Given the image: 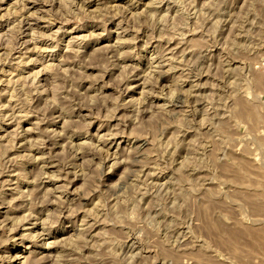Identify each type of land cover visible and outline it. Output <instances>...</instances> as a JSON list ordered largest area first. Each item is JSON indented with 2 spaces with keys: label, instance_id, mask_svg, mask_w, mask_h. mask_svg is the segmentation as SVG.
I'll use <instances>...</instances> for the list:
<instances>
[{
  "label": "clouds",
  "instance_id": "9594fccd",
  "mask_svg": "<svg viewBox=\"0 0 264 264\" xmlns=\"http://www.w3.org/2000/svg\"><path fill=\"white\" fill-rule=\"evenodd\" d=\"M31 3L47 6L49 25L59 23L51 39L71 37L72 63L79 66V73L63 64L49 65L36 72L29 83L49 73L55 76L54 90L35 84L26 98L28 105L21 104L16 93L14 108L13 101L0 103V121L17 124L14 132L0 137V141H8L0 143V177L10 173L18 180L29 181L23 169L29 163L40 164L39 173L29 181L34 185L31 192L12 200L0 197V208L7 206L22 213L0 219V264H181L182 258L176 254L197 248L206 254V264H215L218 250L202 233H197L201 225L196 224L193 213L182 220L187 232L180 236L173 235L174 225L166 221L182 216L191 196L204 187L203 183L197 187L190 178L205 169L215 175V164L227 159L226 155L209 159L205 154L211 141L203 130L218 129L213 120L218 117L217 107L224 106V98L218 95L219 83L212 94H204L201 90L211 85L202 81L213 73L219 81L243 72L221 71L225 67L223 61L221 70H217L209 61L215 59L221 33L234 20L237 23L232 24L233 33L241 28V38L251 37L253 29L259 27L256 38L264 40V0H244L238 14L237 0H122L115 5L111 0ZM92 7L95 11L90 10ZM41 13L33 12L32 16L38 19ZM5 18L0 16V20ZM242 23L251 27L244 30ZM31 28L32 21L25 16L12 30L15 34L9 33V50L0 54V73H5L3 66L11 62L12 53L30 42L19 41ZM197 35L201 39L189 44V39ZM113 36L118 37L116 42L98 48L97 59L82 63L93 42L99 44ZM34 40L35 37L31 42ZM235 41L233 36L225 44L224 51L229 55L252 47ZM257 47L264 48V42ZM58 50L59 43L49 51ZM260 59L264 60V56ZM90 64L97 75H86ZM22 66L23 61L16 65ZM110 76L114 77L111 85ZM166 80L169 82L162 87ZM5 82L0 80V84ZM85 85L87 93L81 97ZM108 87L113 88L112 94H106ZM141 88L138 97L132 96ZM49 95L43 108L32 110L37 97ZM201 104L207 105L203 120L198 119ZM9 108L8 115H3ZM81 108L88 115L76 118L75 113ZM32 116L40 119L26 130L36 134L29 140L19 125ZM61 121L64 123L59 130L41 128ZM192 133L197 134L192 141L197 145L195 151L186 142ZM212 135L215 137L214 132ZM230 146L224 141L217 151ZM57 147L61 148L58 152ZM185 147L192 155L177 167L176 160ZM25 148L26 152L9 156L10 152ZM257 148V163L264 168V143L257 140L253 150ZM36 151L43 154L33 155ZM14 166L21 170L14 171ZM49 168L57 171L49 172ZM49 182L55 186L45 190ZM8 184L7 180L0 183V192ZM18 202L21 203L16 207ZM250 223L259 226L264 221ZM189 239L191 244L185 249L183 242ZM222 259L229 264H248L250 257L239 248Z\"/></svg>",
  "mask_w": 264,
  "mask_h": 264
},
{
  "label": "rangeland",
  "instance_id": "374dc122",
  "mask_svg": "<svg viewBox=\"0 0 264 264\" xmlns=\"http://www.w3.org/2000/svg\"><path fill=\"white\" fill-rule=\"evenodd\" d=\"M120 2L122 0H111L113 5ZM103 6L107 7V4ZM243 6L244 0H237L235 8L237 14ZM42 8L44 9L43 13H41ZM90 10L95 11V7ZM33 12L41 13L38 19L32 16ZM0 16L6 17L0 20V54L8 52L11 41L9 33L15 29L19 20H23L25 16H28L32 21V28L25 32L19 41L21 43L24 41L30 42L23 49H18L12 53L11 62L3 66L5 73H0V80L6 81L0 84V93H6L0 96V103L13 101L12 107L14 108L16 102L13 100V93H16L21 104L28 105L26 98L30 95V91L35 84H43L54 90L55 76L49 73H44L38 80L32 79L29 83L30 78H33L36 72L47 68L49 65L63 64L64 67L73 68L76 73H79V66L72 63L74 48L69 47L71 37L61 35L58 38L51 39L52 33L59 27V23L54 25L47 23L49 20L47 6L32 4L31 0H5L4 3H0ZM8 17L11 18L9 19ZM235 23L237 21L234 20L232 24ZM261 23H264V21H261ZM232 24L227 25L226 30L221 33L222 39L218 50L214 54L215 59L209 61V64H214L217 70H221L220 66L223 61L225 67L221 71L243 69V72L230 74L229 77L222 78L219 81L216 79V73H213L211 78L206 76L202 81L210 84L211 87L201 90L204 94H212V89L216 87L217 83L220 84L221 91L218 95L224 98V106L217 107L216 113H218V117L213 120V123L219 126L218 129L203 130L205 137L211 141L210 146L205 149V154L209 159L225 155L227 159L215 164L217 169L215 175L205 169L190 178L197 187H199L200 183H203L204 187L191 196L188 209L183 212L182 216H177L174 220L168 219L166 223L174 225V236H180L187 232L182 220L191 212L194 214L196 224L201 225L200 228L196 229L197 233H202L205 239L213 242L218 250L219 255H216L215 264H229L222 257L225 254L236 252L239 248L245 249L246 255L250 257L248 264H264V223H260L259 226L250 223V221H264V168H261L257 163L259 149L253 150V144L257 140L260 143H264V60L260 59V57L264 56V48L257 47L264 40L256 38V36L260 35L259 27L253 29V36L241 38V28H238L233 33ZM192 26L193 30H195V21L192 22ZM90 27L98 26L90 25ZM249 27H251L249 24L242 23L244 30ZM12 34L14 35L15 33L12 32ZM73 35H80V33H74ZM233 36L236 37L235 42L237 44L252 45V47L247 50L240 48L234 55H229L224 51V48L230 37ZM34 37V42H31ZM117 39L118 37L113 36L106 37L99 44L93 42V45L89 46L87 56L82 63L97 59V49L107 48L110 44H114ZM200 39L201 37L198 35L193 36L189 39V44ZM57 43H59V50L55 53L49 51ZM179 51H184V48L181 47ZM29 60L38 62L28 64ZM21 61H23V66L17 68L16 65L20 64ZM145 71H147V65H145ZM97 74V70L90 64L86 75L94 76ZM113 79V76L108 78L109 85H111ZM225 79L227 83L224 82ZM168 82L166 80L162 87ZM234 82L235 86H233ZM113 91L112 87H108L106 94H112ZM142 91L143 88L133 93L132 96L138 97ZM86 93L87 85L81 89V97ZM50 98V95L37 97L32 110L39 111ZM80 102L82 103L83 100ZM156 107L159 108L160 104L157 103ZM206 107V104L200 105L199 120L204 119L203 112ZM10 111L11 108L5 109L3 115H8ZM16 114L19 115L20 113L17 112ZM81 115H88L87 110L81 108L75 113L76 118ZM39 119L37 116H32L19 125L20 128L25 130V139L36 138L35 133H27L26 130L37 124ZM63 123L64 121L56 125L46 124L42 125L41 128L43 131L49 129L59 130L63 127ZM96 127H99V124ZM16 128V123L0 121V137L7 136L9 133L14 132ZM213 132L215 137L212 135ZM168 135L171 136V132ZM252 137H255L256 140L251 139ZM196 138V133L187 136L186 142L191 145L192 151H195L197 147L196 144H192V141L196 140ZM224 141H228L231 146L227 147L223 152H218L217 149L222 146ZM7 142L0 141V143ZM49 147L51 148V144H49ZM60 150V147L55 149L56 152ZM26 151L27 148L10 152L9 156L19 155ZM192 151L188 147L180 151L176 160L177 167L192 155ZM42 154L40 151L33 152V155L36 156ZM82 162L81 160L80 163ZM39 168L40 164L29 163L25 166L23 170L27 172L29 181L39 173ZM13 170L20 171L21 169L14 166ZM47 171L55 172L57 169L49 168ZM5 180L9 181V184L3 192H0V197H3L4 200L15 199L21 196L22 193L31 192L34 187L29 181L18 180L16 177L11 176L10 173L0 177V183ZM79 183H82V181L73 187H78ZM53 186L55 185L49 182L44 187L47 190L48 187ZM222 187L223 191L221 192L220 189ZM185 199L188 198L186 197ZM19 203L21 202H18L16 207H19ZM148 203H145V208H147ZM9 214L20 215L22 213H15L7 206L0 208V219ZM64 238L61 236V239ZM177 243L181 242L178 241ZM190 244L191 239L183 242V247L187 249ZM176 255L178 259L182 258L181 264H206V254H201L198 248L195 251H181ZM52 264H55V261Z\"/></svg>",
  "mask_w": 264,
  "mask_h": 264
},
{
  "label": "bare ground",
  "instance_id": "6f19581e",
  "mask_svg": "<svg viewBox=\"0 0 264 264\" xmlns=\"http://www.w3.org/2000/svg\"><path fill=\"white\" fill-rule=\"evenodd\" d=\"M2 34V33H1ZM11 40V39H10ZM6 45V44H5ZM49 65V64H48ZM249 118V117H248ZM9 133V132H8Z\"/></svg>",
  "mask_w": 264,
  "mask_h": 264
}]
</instances>
